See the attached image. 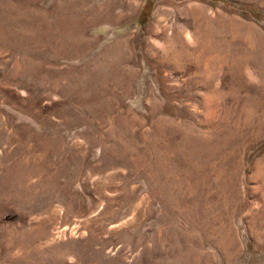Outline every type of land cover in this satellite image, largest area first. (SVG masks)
Returning a JSON list of instances; mask_svg holds the SVG:
<instances>
[{
    "label": "rangeland",
    "instance_id": "obj_1",
    "mask_svg": "<svg viewBox=\"0 0 264 264\" xmlns=\"http://www.w3.org/2000/svg\"><path fill=\"white\" fill-rule=\"evenodd\" d=\"M262 51L264 0H0V264H264Z\"/></svg>",
    "mask_w": 264,
    "mask_h": 264
},
{
    "label": "bare ground",
    "instance_id": "obj_2",
    "mask_svg": "<svg viewBox=\"0 0 264 264\" xmlns=\"http://www.w3.org/2000/svg\"><path fill=\"white\" fill-rule=\"evenodd\" d=\"M81 1H83V0H81ZM82 3V2H81ZM78 6V5H77ZM91 7V6H90ZM103 8V10H105V11H109V9H110V5L109 4H105L104 5V7H102ZM160 9V8H159ZM102 10V9H101ZM94 11V10H93ZM159 15H160V10H155V12H154V16H153V22L154 23H156V24H158V21H159ZM103 16H104V14H103ZM109 19V18H108ZM203 19L205 20L206 18L205 17H203ZM219 25V24H218ZM221 27V26H220ZM247 27L246 26H243V29L245 30ZM217 30V29H216ZM151 33L153 34V35H159V37H160V39L165 43V44H168V43H170V42H172V41H174L178 36H177V34H173L172 35V37H167L166 36V31H165V28H163V27H155L154 29L152 28V30H151ZM218 33V32H217ZM184 39V38H183ZM252 43V42H251ZM255 44H257V43H255ZM252 45H253V43H252ZM255 46V45H254ZM253 46V47H254ZM261 48V47H260ZM263 49V48H262ZM254 50V49H253ZM254 53V52H253ZM253 53H250V54H248L247 56H245V59H246V61H252V63H254V66H255V68H256V70H257V73L259 74L260 72H261V70L260 69H258L259 68V64L261 65V64H264V52L262 51L259 55H258V53L257 52H255L254 54ZM264 66V65H263ZM262 68H264V67H262ZM261 74V73H260ZM263 75V74H262ZM205 101V100H204ZM209 111V110H208ZM227 255V254H226ZM225 259V258H224ZM229 261V260H228Z\"/></svg>",
    "mask_w": 264,
    "mask_h": 264
}]
</instances>
